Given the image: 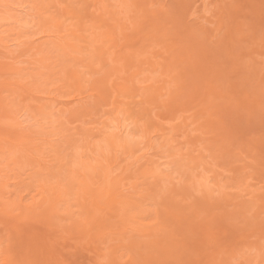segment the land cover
Returning a JSON list of instances; mask_svg holds the SVG:
<instances>
[{
    "label": "rangeland",
    "instance_id": "374dc122",
    "mask_svg": "<svg viewBox=\"0 0 264 264\" xmlns=\"http://www.w3.org/2000/svg\"><path fill=\"white\" fill-rule=\"evenodd\" d=\"M23 1L0 9V66L15 57L27 67L0 76L19 85L0 91V101L24 124H42L31 130L43 129L37 137L45 141L17 167L1 161L13 203L0 206V253L18 263L46 247L49 264H264V0H108L122 26L103 0H31L35 8L21 15L13 7ZM17 16L29 24L18 26ZM57 16L59 29L39 25ZM71 31L78 39L65 36ZM44 35L63 36L77 52L50 43L38 52ZM119 126L141 144L115 150L107 136ZM95 159L110 160V176L120 180L114 210L74 186L75 164ZM101 175L84 178L98 185ZM18 195L35 205L45 198L44 209L58 201V211L23 213ZM87 219L96 222L84 227Z\"/></svg>",
    "mask_w": 264,
    "mask_h": 264
},
{
    "label": "bare ground",
    "instance_id": "6f19581e",
    "mask_svg": "<svg viewBox=\"0 0 264 264\" xmlns=\"http://www.w3.org/2000/svg\"><path fill=\"white\" fill-rule=\"evenodd\" d=\"M17 2H18V0H16ZM30 1V2H29ZM27 3H29V5L25 2V1H23L21 4H20V6H18V7H13V8H15L17 11H19L20 13H21V15L22 14H25V15H30V9L32 8V7H34L35 8V6H33V5H30V3L32 4V2H31V0H29ZM104 1V3H105V6L107 7L106 8V11H107V13L110 15V18L111 19H109V20H111V21H114V22H116V24L115 25H120V26H122L124 23H123V21H122V17L121 16H119V13H118V10L116 11V9H114V7H113V5L111 4V3H109V1L108 0H103ZM102 1V2H103ZM51 2V1H50ZM49 2V3H50ZM48 2H47V4H49ZM71 3V2H70ZM24 4V5H23ZM223 4H225V3H223ZM13 5V4H12ZM10 6V3H9V0H0V9H8V7ZM109 6H110V8H109ZM54 7V6H53ZM112 7H113V9H112ZM162 8V7H161ZM11 9V8H10ZM65 10H67V9H65ZM161 11L163 10V9H160ZM2 11V10H1ZM0 11V12H1ZM160 11V12H161ZM228 11V10H227ZM5 13V12H4ZM66 14L68 15L69 14V10H67V12L66 11H64V12H62L61 14H59L61 17L62 16H66ZM15 16V15H14ZM60 16H57L58 18H55V22H52V20H51V23H48L47 21H43V20H39V25L41 26V28L42 29H44L45 31H49V29L53 26V25H55L56 24V26H54L55 28L57 27L58 29L60 28V27H58V25L60 24V25H62L61 24V22H59V20L61 21V17ZM72 16V15H71ZM70 16V17H71ZM19 17L20 16H17L16 18H17V20H19ZM54 17H55V15L53 16V19H54ZM60 17V18H59ZM163 17V16H162ZM0 18H1V15H0ZM20 18H22V17H20ZM62 18H64V17H62ZM69 18V17H68ZM72 18H73V16H72ZM149 17H147V19H148ZM8 19H10V18H8ZM43 19H45V18H43ZM56 19H57V21L59 22V24H58V22H56ZM65 19H66V17H65ZM0 20H2V19H0ZM12 20V19H11ZM24 20V18L21 20H19V21H21V22H19L18 23V26L19 25H21L22 24V22H23V25H25V26H27V24H29V22H27L26 21V23H25V20ZM48 20H50V19H48ZM63 20V19H62ZM14 22L16 21L15 19L13 20ZM1 22V21H0ZM16 22H18V21H16ZM63 22V21H62ZM25 23V24H24ZM123 23V24H122ZM114 24V23H113ZM12 25H14V24H12ZM59 25V26H60ZM114 25V26H115ZM118 25V26H119ZM146 25V24H145ZM117 26V27H118ZM21 27H23V26H21ZM139 27V26H138ZM23 28H25V27H23ZM27 28L28 27H26V30H27ZM111 28V27H110ZM236 28V27H235ZM196 29H198L197 30V32H202V34H203V36H204V34H205V36H207L206 34H207V31L203 28V27H201V28H196ZM62 30V29H61ZM60 30V31H61ZM79 30V29H78ZM110 30H112V29H110ZM240 30V29H239ZM19 31H20V29H19ZM25 32V31H24ZM74 32V31H73ZM240 32V31H239ZM70 33V32H69ZM77 35V34H76ZM76 35H74V33H72V31H71V33L69 34V35H65V36H74V38L73 39H78V36H76ZM80 37V36H79ZM65 38V37H64ZM207 38V37H206ZM1 39H4V37L3 38H0V41H1ZM44 39V40H43ZM63 39V36H61L60 35V37L59 36H49V35H44L43 37H41V40L39 39V40H35V41H39V45L38 46H36V47H38V49H39V47H40V49L38 50L37 49V51L39 52V51H41V53H42V51H43V49L44 50H46V48H47V46H42V45H45V44H47V45H49L48 43H50L51 45H50V49H51V47H52V49L54 48V49H59V50H63V49H65V48H67V52L69 51V52H77V48L75 47V45L74 44H71V43H63L62 41H65V40H62ZM111 39V38H110ZM109 39V40H110ZM108 40V41H109ZM206 40V39H205ZM34 40H28L27 41V43H26V45H28V46H26L25 45V42H23L24 44H23V46H24V48H25V46H26V51L27 52H29V50H31L33 47L35 48V46H34V42H35ZM4 42V41H3ZM7 43H8V41H7ZM36 43V42H35ZM5 44H6V42H5ZM0 45H2V43L0 44ZM20 45V44H19ZM18 45V46H19ZM4 46V45H3ZM5 47V46H4ZM42 47H46V48H42ZM192 47V46H191ZM215 47V46H214ZM8 49V47H5V49ZM219 48V47H218ZM23 49V48H22ZM18 50V51H21V52H23L24 51V49L23 50ZM191 49V48H190ZM214 50V49H213ZM12 51V50H11ZM10 51V52H11ZM24 52V54L25 53H27V52ZM66 51V50H65ZM65 51H63V52H65ZM9 52V53H10ZM20 52V53H21ZM37 53V52H36ZM44 53V52H43ZM42 53V54H43ZM66 53V52H65ZM23 54V53H22ZM38 54V53H37ZM63 55V54H62ZM192 55V54H191ZM20 56V55H19ZM43 56V55H42ZM100 56H101V54H100ZM14 58L15 57H13V60H14ZM43 58H44V56H43ZM42 58V59H43ZM46 58V57H45ZM11 59H12V57H11ZM12 60V62H6V64H3L2 66H0L1 67V71H2V73H0V76H2V77H4V75L6 76H14V75H18V74H20V72H23V71H25V70H27V67H24L23 68V66L22 67H16L15 66V61H17V60H14L13 61ZM101 60H103V58L101 59ZM190 60V59H189ZM32 63V62H31ZM29 67V66H28ZM190 68V67H189ZM215 70V69H214ZM237 71V70H236ZM27 73V72H26ZM30 73V72H29ZM36 74H40V73H36ZM70 75H71V78L72 79H75L76 81H78L77 83H80L81 82V76L79 75V74H77V72H75L74 70H72V71H70ZM2 79V80H1ZM0 80L2 81V82H0V91H8V92H15V88L17 87L18 88V86L19 85H17V83H16V81L15 82H11V81H9L8 80V77H6L5 79H3V78H1ZM20 82V81H19ZM101 82V81H100ZM101 85H103V84H101ZM16 86V87H15ZM20 88H22V87H20ZM29 88V87H28ZM27 87H24L22 90H23V93H25V94H27L28 96H31V97H35L34 96V93H33V91H32V89L30 90V89H28ZM118 89V92L119 93H121V92H123L122 90H124V87L123 88H117ZM8 95V94H7ZM12 95V94H11ZM21 96H23V95H21ZM103 96V95H102ZM12 98V97H11ZM24 98V97H23ZM36 98V97H35ZM38 98H40V97H38ZM6 99V98H5ZM22 99V98H21ZM42 100L43 99H47V100H50L51 99V97H49V96H46L45 98H41ZM24 100V99H23ZM46 100V101H47ZM55 100V99H54ZM23 102V101H22ZM68 102H70V100L68 101ZM67 102V103H68ZM4 103H6V104H4V106L2 105V100L0 101V123L2 124V125H6V129H4L5 130V132H3V133H1L0 132V178L1 177H9V174L8 173H6L5 172V170H4V167L2 166V165H5V164H3L1 161H3V160H5V159H8V163L9 164H13L15 167H17L16 166V164L18 165V163H20V159L22 158V156L23 157H25L26 155H29L30 153H27L28 151H30V150H36L37 152L39 151V149L41 148L40 146V143L41 142H43V141H45L44 140V138L42 139V138H38L37 136L39 135V134H43L44 133V131H43V129H41V128H39V129H32L31 130V128H33V127H35V126H37L38 124L36 123L35 124V122H32L31 124H29L30 122H28V124L27 123H25L24 124V122H26V119H24L23 118V121H21L20 119H19V116H16V113L15 112H11L10 111V107H8L10 104H8L7 103V101L5 102L4 101ZM70 104V103H69ZM13 105V104H12ZM43 105L44 104H41V105H39V106H35L36 107V109H34V110H36V115H38L39 116V114H41L42 115V113L44 112V110L45 109H43ZM46 105V104H45ZM68 105V104H67ZM64 106H65V104H64ZM9 109H8V108ZM22 107V106H21ZM28 106H24V107H22L21 109L23 110V112H25V111H27L28 110V108H27ZM33 110V109H32ZM12 113V114H14V115H10L9 113ZM46 112V111H45ZM53 112V111H52ZM55 114V113H54ZM35 115V114H34ZM46 115V114H45ZM48 116H50V115H48ZM52 116V115H51ZM42 118V117H41ZM46 118V116L44 117V119ZM37 119V118H36ZM36 121V120H35ZM2 125L0 126V127H2ZM38 126H42V124H39ZM12 128H14V129H18V131H20V132H17L16 130H15V133H14V137H12V135L10 134V135H8V133H10V132H8L10 129H12ZM23 130H25V131H23ZM26 130H29L30 132V137H29V133H27L26 134ZM117 131L114 133L113 132V134L112 135H109V136H107V140L109 141V143H111L110 145H112L113 146V148L115 149V150H118V149H124L125 147H128V149H129V147L131 148V147H135L136 145H139V144H141V141H139V140H134L135 138L133 137V136H131L130 135V133L129 132H126V136L123 134L124 133V130L123 129H121L120 128V126H119V128H117L116 129ZM0 131H1V129H0ZM3 131V130H2ZM43 131V132H42ZM17 132V133H16ZM106 133H108V132H106ZM31 134H34L33 135V137L31 136ZM45 135V134H44ZM43 135V136H44ZM105 135H108V134H105ZM7 136H10V137H7ZM36 136V137H35ZM95 143V142H94ZM97 147H98V149L97 150H102V148L100 149V144H97ZM137 147V146H136ZM88 148V147H87ZM95 148V147H94ZM112 148V149H113ZM257 148V147H256ZM113 149V150H114ZM41 150V149H40ZM114 150V151H115ZM125 150V149H124ZM123 150V151H124ZM136 150V149H135ZM35 151V152H36ZM16 152H23L22 154L23 155H19L20 156V158H18V156H15V153ZM130 152H132V151H130ZM85 153H86V149H85ZM117 153V152H116ZM118 153H119V151H118ZM257 153V152H256ZM80 155V157H82V154L80 153L79 154ZM145 155V154H144ZM12 156H14V157H12ZM32 156H33V154H32ZM90 156V155H89ZM116 156V155H115ZM5 157V158H4ZM87 158V157H86ZM91 158V157H90ZM98 158V157H97ZM92 159V158H91ZM100 159V158H99ZM99 159H95L94 160V163H93V159L91 160V162L90 161H84V163L80 166V167H77L78 165L77 164H75L76 165V167L74 168V172L76 173V175L74 176V178L73 177H71V178H73L74 179V182H75V184H74V186L75 187H77L78 188V186L79 187H81L82 189H84V190H86V192L90 195H92V198H93V200H94V202H92L91 204H98L100 207H109V208H111V209H115V207H116V203H118V201H117V198H116V193L114 192V190L112 191V187H113V183L115 184V183H118V182H120V180L119 179H115V178H112L111 176H110V174H111V165H110V163H111V161L110 160H108L107 161V163H104V161L102 162L101 160H99ZM114 159H116V157H114ZM106 161V160H105ZM7 162V161H6ZM156 163V162H155ZM74 164V163H73ZM79 164V163H78ZM153 164H154V162H153ZM20 166V165H19ZM264 166V165H263ZM71 168H72V166H71ZM70 169V168H69ZM102 170V173H103V179H102V175H101V183L100 184H98V185H94V184H92V182L90 183V182H88L85 178H84V176H85V174H90V175H94V177H96L95 175L97 174V170ZM153 169V168H152ZM152 169H150L151 170V172H152ZM157 168H155V170H156ZM41 170V169H40ZM149 170V171H150ZM158 170V169H157ZM156 170V171H157ZM70 171V170H69ZM148 170H145V171H142V173H141V175H147V173H150ZM154 171V170H153ZM155 171V172H156ZM159 171H161L160 170V166H159ZM73 172V173H74ZM155 172H154V174H155ZM158 172V171H157ZM156 172V173H157ZM40 173H42V172H40ZM74 173V174H75ZM159 173V172H158ZM151 175H153V173H151ZM159 175H161L160 173H159ZM70 178V179H71ZM88 179V178H87ZM9 180V179H8ZM117 180V181H116ZM114 181H116V182H114ZM7 182H9V181H4V182H2V181H0V197L2 198V199H0V206L1 207H5V206H7V204H10L11 205V200L9 199V197H4V195L7 193V192H4V187H6V186H9L10 184H12V183H7ZM94 185V187H92ZM44 190V189H43ZM46 192V189H45V191H42V194H44ZM18 198L19 199H17V200H19L18 201V205H17V208L18 209H21L22 210V212L23 213H35V210H37V209H44V205H45V198H40L41 200L39 201V204H36L35 205V201L32 203V202H30V203H28V202H26V200L24 201V197L23 196H21V195H18ZM47 198V197H46ZM48 198H50V200H51V197L49 196ZM57 198H59V197H57ZM12 199H13V197H12ZM58 200V199H57ZM77 201H78V198L76 199ZM55 201V200H54ZM58 201H56V202H54V203H52L51 204V202H50V207H48V208H46V209H44L43 211H42V213L45 211V212H49V213H51V212H54L55 210H56V203H57ZM13 203V202H12ZM15 203V202H14ZM42 203V204H41ZM78 204L77 205H79L78 207H79V209H81L82 211L85 209V204H81L80 203V201H78L77 202ZM102 205V206H101ZM15 206V205H14ZM0 207V208H1ZM73 207V206H72ZM102 207V208H103ZM8 209V208H7ZM16 208L15 207H11V208H9L8 210H6L5 209V211L4 212H6V211H8V212H13L14 210H15ZM40 211V212H41ZM58 210H56V212H57ZM47 212V213H48ZM21 213V212H20ZM4 213H2V215H3ZM53 214V213H52ZM39 215V214H38ZM42 215V214H41ZM56 215V214H55ZM1 216V215H0ZM24 216H26L25 214H24ZM50 216H53V215H51L50 214ZM98 216V215H97ZM46 217H49V215L47 214V216ZM10 218H12V216L10 217ZM15 218V217H14ZM92 218H94V215L91 217V219ZM254 218V217H253ZM74 219V218H73ZM90 219V220H91ZM97 219V218H96ZM96 219H95V222H96ZM44 220H46V219H44ZM51 220V219H50ZM94 220V219H93ZM98 220V219H97ZM260 220V219H259ZM248 221V220H247ZM15 222V221H14ZM44 222V221H43ZM92 222H94V221H91V222H89V219H87L85 222H84V224H85V226L84 227H86V225L88 224L89 226L90 225H93V223ZM94 222V223H95ZM262 223V222H261ZM72 224H73V222H72ZM80 224H82V223H80ZM84 224H82V227H83V225ZM47 226V225H46ZM49 227H52V229H54V227L52 226V224L51 225H48ZM70 226V225H69ZM73 226L74 225H72V227L71 228H73ZM97 226V225H96ZM96 226L94 225V227L96 228ZM77 227V226H76ZM75 227V228H76ZM82 227H79V228H81V230H82ZM91 227V226H90ZM122 227V226H121ZM253 227V226H252ZM63 228V227H62ZM61 228V229H62ZM68 228V227H67ZM66 228V229H67ZM51 229V228H50ZM78 229V228H77ZM255 229V228H254ZM12 230V229H11ZM65 230V229H64ZM93 230V229H92ZM52 231V230H51ZM80 231V230H79ZM7 238H9V237H7ZM7 238H5V239H7ZM184 239V238H183ZM172 240V239H171ZM177 242V241H176ZM175 242V243H176ZM43 243H45L44 241H43ZM46 250V247H45V249L44 250H38V251H36V250H33V253H32V258L34 259V261H32L31 259H30V257H29V259L28 260H26V261H23V260H21V263H18L17 262V260L16 259H14V258H12V257H10V256H7V255H5V254H2V253H0V264H49V261H51V258H50V260H46L45 258H44V256H42L41 257V255H43L42 253H44L43 251H45ZM115 250V249H114ZM164 252H166L165 250H164ZM112 253H114L113 251H112ZM176 255H177V253H176ZM53 259V258H52ZM211 261V260H210ZM263 261V260H262ZM53 262V261H52ZM219 263V262H218Z\"/></svg>",
    "mask_w": 264,
    "mask_h": 264
}]
</instances>
